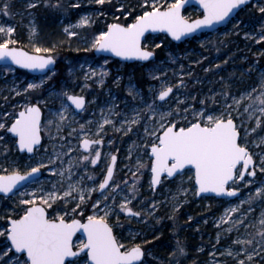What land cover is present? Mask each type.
Instances as JSON below:
<instances>
[{
  "label": "rangeland",
  "instance_id": "obj_1",
  "mask_svg": "<svg viewBox=\"0 0 264 264\" xmlns=\"http://www.w3.org/2000/svg\"><path fill=\"white\" fill-rule=\"evenodd\" d=\"M132 1L106 0L103 5H99L95 0H60L61 6L55 7L57 0H39L35 8L28 9V0H12L10 15L0 14V26L15 28V32L10 36L0 33V42L11 39L14 41L11 46L19 45L24 48L29 46L32 48L29 50L33 52L35 47H52L54 48L52 54L58 61L57 66L49 73L51 79L46 80L41 88L29 92L24 91L27 84L39 83L41 74L32 75L24 70L19 72L11 65L0 66V123L10 126L20 110L30 103H37L44 109L41 124L43 147L33 155L19 152L16 138L12 133L0 130V137H3L0 140V174H8L12 171L27 172L41 159L47 163L48 157L54 161L48 169H42L43 176L39 178L38 183H29L11 197H0V228L7 226L8 216L14 218L23 214L24 206L20 204V200L28 199L30 196H22L21 193H31L39 188L51 191L53 185L60 182V177L49 169L54 167L59 171L61 168H68L69 161H72V172L75 173L73 181L81 180L83 177L81 187L98 189V184L106 174L110 156L119 153L113 180L121 185L123 192L115 197V207L106 220L113 226L120 243L129 247L141 244L146 254L144 264H188V262L214 264V261H219V264H235V260L227 256V250L231 249L235 252L239 246L234 245L233 241L237 238L249 237L245 228L234 226L233 221L239 219L241 213H247L249 207L252 208V212L247 213L244 223L258 221L261 212H264V199H257L251 204L245 202L238 211L228 212L227 216L225 213L228 209L239 205L241 200L247 201L248 195L254 192L259 182L264 181V175L257 171V176L253 178L254 182L251 185L237 180L232 186L240 189L241 195L236 199L208 195L198 198L195 194L194 180H189V177L194 176L193 169L184 170V175L176 176L173 180L164 178L160 186L154 189L150 185V168L145 167L137 171L138 161L143 165H150L152 162L149 157L150 150L145 147L151 141L144 132L142 126L144 121L133 126L132 131L127 134L117 129L121 128V120L124 117L131 118L133 107L141 109L144 107L141 97L149 103L152 101L154 93H150L149 89L159 88L160 84L159 80L153 79L152 69L156 66H159L160 71L155 75L169 84L175 85L181 78L184 80L185 87L178 91L174 88V93L170 95L171 99L160 109L168 111L170 107L187 108L186 114L174 117L178 126H186L185 121H193V110L199 112L203 108L206 112L215 110L213 114H219L225 103L220 95L222 91H227L229 96L238 98L243 91L250 90V86H257L261 76H264V63L262 64L260 59L264 55L262 54L264 41L256 43L259 39L257 29L264 24V17H261L257 11L256 0H253L251 9L246 11L242 9L226 26L215 32L201 33L181 43V46L169 49L165 57L157 58L143 66L150 80L143 89L136 83L133 66L115 58L97 56L91 48L94 38L101 31H106L108 25L113 22L125 23L119 18L129 16L127 12L134 10V5L130 6ZM134 1H138L139 5L144 7V0ZM156 2L159 5H166L172 0H156ZM75 4H79V7H73ZM121 4L127 12L121 9ZM250 11L255 13L252 17ZM84 15L91 17V22L74 29L78 32L77 37H67L64 28L77 25ZM184 16L195 19L202 16V11L199 7L192 6L184 11ZM237 22L239 26L234 27ZM33 25L35 32L31 30ZM97 25L98 29L95 28ZM50 28L54 30L50 31ZM245 33H252L255 39H246ZM156 36L151 35L146 38L145 48L155 50L157 44L163 43V39ZM60 48L63 52L57 53ZM105 60H107L106 64ZM217 65L219 67H216ZM9 66L12 71L9 70ZM101 67L107 72L103 77V83L100 82L99 77ZM90 68L96 70L97 76L86 79L85 73ZM117 77H119L118 81ZM129 88L133 89V93L139 91L140 96L133 99L129 94ZM61 91H67L70 95L74 93L87 96L88 99L82 112L76 111L70 102L65 100L68 108L65 111L66 120L63 122L59 121L57 115L61 109V101L54 95ZM177 97L182 102L179 105L176 103ZM227 103L231 104V99H228ZM244 103L246 104L247 101ZM239 111L243 113V106ZM257 117L261 120L259 127L256 126ZM105 118L113 123L104 125V132L101 135H91L96 132L97 125L102 124ZM233 118L237 124L244 120V127L249 129L257 127V131L252 133L248 140L250 151L254 153V159L258 162L257 154L261 149L254 144L259 143L260 138L264 137V116H260L257 112L256 116L248 120L246 113L238 116L233 112ZM49 120L52 121L50 125L47 123ZM81 124L91 130L87 138L104 139V143L98 147L102 151V160L97 166L89 161L76 163L81 155L87 154L79 146L77 139ZM147 126L151 127V124ZM73 129L77 131L73 132ZM241 136H244L243 128H241ZM69 144L74 151L65 155ZM96 149L97 146L93 148ZM89 176L95 183L87 179ZM247 179L246 175L245 180ZM123 181H127V187L124 186ZM133 187L136 192L135 198L130 195ZM121 195L128 196L131 200L128 206L141 212L140 217L129 216L119 209L118 206L122 202ZM98 199H102L99 190L92 192L90 198L77 209L78 213H82L83 219L94 214L91 205ZM153 201L158 207L155 212L148 214V208ZM108 204L111 206L113 201L109 200ZM73 208L75 204L72 202L64 204L57 201L53 204L55 211L50 209L49 215L51 217L63 214V211H71ZM221 217H224L223 221ZM74 218L82 219L81 215H76ZM228 228H232V231H227ZM248 231L253 229L249 228ZM163 235H167L163 244L153 245V242ZM81 240L86 239L79 235L75 243ZM177 241L181 242L185 254L177 255V259L173 260L172 254L176 252ZM158 248H161L160 251ZM222 253L224 255H221ZM253 264H264V257L254 258Z\"/></svg>",
  "mask_w": 264,
  "mask_h": 264
},
{
  "label": "snow or ice",
  "instance_id": "obj_2",
  "mask_svg": "<svg viewBox=\"0 0 264 264\" xmlns=\"http://www.w3.org/2000/svg\"><path fill=\"white\" fill-rule=\"evenodd\" d=\"M38 2L39 0H28L27 8H35ZM105 2L106 0H95V3L99 5H103ZM198 2L203 6L204 14L202 18L189 20L181 14L188 0H172L166 5H159L156 0H144L146 10H143L142 14L135 15L132 22L128 24L113 23L108 25L106 31H101L94 38L91 48L96 51L111 52L119 57H136L149 61L154 53L145 50L141 44L142 38L149 30L152 32L166 31L171 34L172 38L179 41L182 37L193 34L197 30L210 28L214 24L224 22L233 10L252 3V0H198ZM54 6L60 7V0H57ZM255 6L261 17H264V0H256ZM11 7L12 0H0V14L10 15ZM73 7H79V4H75ZM121 9L127 12L123 4H121ZM127 15H132V13L127 12ZM90 22L91 17L84 15L77 25L65 27L64 33L69 38L77 37L78 32L74 29L88 25ZM238 26L239 22L234 27ZM31 30L35 32L34 25ZM13 32H15V28L11 26H0V33L5 36H10ZM257 34L259 39L256 40V43L264 41V24L257 29ZM244 35L246 39H255L252 33ZM13 43L14 41L11 39H4L3 42H0V60H11L15 65L40 72V82L28 83L24 91L29 92L41 88L46 80L51 79L49 66L55 63L52 55L54 48L35 47L34 54H29L19 48L11 47L10 45ZM156 47H160V45L157 44ZM106 63L107 60H105ZM9 70L12 71L10 66ZM159 71V66L152 69L153 79L160 81L159 88L149 89L150 93H154L152 101L149 103L141 97L144 107L142 109L133 107L131 118L124 117L121 120V128L117 129V131H124L127 134L132 131L133 126L144 121L142 125L144 132L151 141L145 147L150 150L149 157L152 162L150 165H143L138 161L137 171L145 167L150 168L151 186L160 185L162 177L166 179L182 176L186 166H192L194 176L189 177V180H194L196 195L212 192L217 195L236 197L238 188L232 185L237 180L245 181L247 185H251L254 182L253 178L257 176V171L264 175V137L260 138L259 143L254 144L255 147L261 149L257 154L258 162L257 159H254V153L250 151V141L248 140V137L255 133L257 127L261 125V120L257 117V127L249 129L244 127V120L237 124L233 118V112H236L238 116L246 113L248 120L256 116L257 112L260 116H264V76H261L257 86H250V90L243 91L238 98L229 96L227 91H222L220 95L224 98L225 103L219 114H213L215 110L206 112L203 108L199 112L193 110V121H185L186 126H178L174 117L186 114L187 108L172 109L170 107L168 111L160 109L171 99L170 94L174 93V88L178 91L185 87L184 80L181 78L177 84H169L166 80L155 75ZM106 75L107 72L103 71V67H101L99 73L101 83ZM92 76H97V72L90 68L85 73V78ZM118 80L119 77H117ZM17 94L19 95V93ZM129 94L133 99L140 96V92L133 93L132 88H129ZM54 95L61 101V109L57 113L60 122L66 120L65 111L68 105L65 100L70 101L75 109L81 110L86 103L84 96L70 95L67 91H61ZM228 99H231V104L227 103ZM245 101H247L246 104ZM176 103L177 105L182 103L178 97ZM241 106H243V113L239 111ZM47 123L50 125L52 121L49 120ZM112 123L111 120L105 118L102 124L97 125L96 132L91 135H101L104 132V125ZM149 124L151 127L147 126ZM59 127L58 123V130ZM241 128L244 130L243 137ZM0 130L15 134L18 137L17 144L20 150H26L28 153L39 151L43 147L41 144V107L39 104L32 103L24 106V110L18 113L10 126L0 123ZM72 131L76 132L77 130L73 129ZM90 132L91 130L86 129L85 125L79 126L77 139L79 146L87 154L81 155L77 164L89 161L95 165L100 160L101 152L98 147L102 145L103 141L102 139L87 138ZM2 139L3 137H0V140ZM93 145L97 146L96 150H93ZM73 151L74 148L69 144L65 155ZM110 159L111 164L107 166L106 174L98 184V189L81 187L83 177L81 180L73 181L75 173L72 172V161H69L68 168H61L59 171L54 167L49 169L60 177V182L53 185L51 191L39 188L34 189L31 193H21L22 196H30L28 199L20 200V204L24 206L23 214L17 219L8 216L7 226L0 228V238H2L0 239V264H144L145 251L142 245L134 244L129 247L120 243L113 234V228L106 220L115 207V197L123 192L121 185L113 180L112 165L115 164L117 157L111 155ZM47 160V163H44L43 159L37 161L36 166L30 167V170L23 174L19 171H12L6 175L0 174V192L12 193L13 189L21 182L38 183L41 169H48L49 165L54 164L51 157H48ZM246 174L247 180H245ZM87 179L95 183L91 176ZM122 183L125 187L128 186L127 181ZM97 190L100 191L102 199L96 200L91 205L94 214L88 215L86 222L83 223L81 219H75L76 215H81L83 219L82 213H78L77 209L81 208L83 202ZM135 194L133 187L130 195L135 198ZM257 199H264V181L259 182L254 192L248 195L247 201L241 200L239 205L228 209L225 216L228 215V212L238 211L245 202L251 204ZM109 200L113 201L111 206L108 204ZM57 201L64 204L72 202L75 204V208L50 217L48 210L53 209V204ZM121 201L118 206L120 210L135 217L141 216V212H134L128 206L131 203L128 196L121 195ZM157 207V203L153 201L148 208V214L155 212ZM98 212L104 214L97 215ZM250 212H252L251 207L247 210V213ZM247 213H241V217L233 221L234 226L244 227L249 237L247 239L237 238L233 241L234 245L239 246L235 252L231 249L227 250V256L232 257L235 264H253L254 258L264 257V212H261L258 221L245 224ZM221 220L223 221L224 217H221ZM249 228L253 231H248ZM79 230H83L87 234L86 240L74 243L73 237ZM227 231L231 232L232 228H228ZM184 254L181 242L177 241L176 252L172 254V259L176 260L177 255L183 256ZM214 264H219V261H214Z\"/></svg>",
  "mask_w": 264,
  "mask_h": 264
},
{
  "label": "water",
  "instance_id": "obj_3",
  "mask_svg": "<svg viewBox=\"0 0 264 264\" xmlns=\"http://www.w3.org/2000/svg\"><path fill=\"white\" fill-rule=\"evenodd\" d=\"M251 3H249V4H247L246 6H241L240 8H238V9H235V10H233V12L230 14V16H229V18L228 19H226L224 22H222V23H218V24H214L212 27H210V28H203L202 30H197L195 33H193V34H190V35H188V36H185V37H182L181 38V40H179V41H177V40H175L174 38H172V36H171V34L170 33H167L166 31H156V32H152L151 30H149V32H146L145 33V37L144 38H142V41H141V44H142V47L145 49V50H149V51H152L153 53H154V56L152 57V58H150V60L149 61H153V60H155L156 59V51L155 50H152V49H150V48H145V46H144V43H145V41H146V38H147V36H149V35H157V34H163V35H166V36H168L169 38H171L172 39V41L174 42V43H176V44H178V43H182V42H186V41H188L189 39H191V38H194L195 36H198L199 34H201V33H210V32H215V31H217V30H219L221 27H224V26H226L229 22H231V20H233L234 18H236L237 16H238V13L241 11V9H243V8H245V7H247L248 5H250ZM192 6H196V7H199L200 9H201V11H202V16H203V6L198 2V0H188V3L184 6V8L182 9V15L184 16V11L185 10H187V8H189V7H192ZM202 16H198V18H202ZM184 17H186V16H184ZM189 19V18H188ZM195 19H197V18H195ZM189 20H193V19H189ZM113 23H120V24H125V23H121V22H113ZM11 46V45H10ZM11 47H16V48H19V49H21L22 51H24V52H27V53H29V54H34V52L33 51H30L29 49L27 50L26 48H24V47H22V46H11ZM93 52L95 53V55H97V56H107V57H111V58H115V59H117V60H119V61H121V62H128V63H136V61H138V62H141V63H147V62H149V61H144V60H141V59H139V58H136V57H130V58H126V57H119V56H116L114 53H111V52H107V51H96L95 49L93 50ZM41 55H43V53H41ZM53 55V54H52ZM53 57H54V60H55V63H54V65H50L49 66V69H54L57 65V58L53 55ZM7 65H11V66H14V67H16L17 69L19 68V69H22V70H25V71H27L28 73L30 72V73H32L33 75H40L41 73L40 72H38V71H33V70H30V69H26V68H23L22 66H20V65H15L14 63H12V61L11 60H0V66H7ZM73 95H77V94H73ZM171 95V94H170ZM83 96V95H82ZM85 97V101H86V103H85V105L87 104V97L86 96H84ZM167 99V98H166ZM34 104H37V103H34ZM70 104H71V102H70ZM72 105V104H71ZM73 107H75L74 105H72ZM84 108H85V106H84ZM84 108L82 109V110H84ZM24 110V108H22L20 111H23ZM77 111H82L81 109H76ZM43 115H44V110H43V108H41V124H42V121H43ZM237 123V122H236ZM12 135L16 138V141H18V137L15 135V134H13L12 133ZM43 142H44V140H43V134H42V130H41V144H43ZM17 146H18V144H17ZM19 148V147H18ZM85 151V150H84ZM19 152H21V153H26V154H28V155H33L34 153H28L26 150H20L19 149ZM86 152V151H85ZM115 163H116V161H115ZM113 166V174H114V172H115V169H114V167H115V164L114 165H112ZM239 167V166H238ZM186 169H193L192 168V166H186V168H185V170ZM194 170V169H193ZM24 173V172H23ZM23 173H21V174H23ZM9 174V173H8ZM6 175V174H5ZM247 175V174H246ZM43 176V173H42V169H41V174H40V178ZM174 178H176V176L174 177ZM163 177H162V181H161V183L163 182ZM170 179H172L173 180V178H170ZM29 183H31V182H21L20 184H18L17 185V187L15 188V189H13V192L12 193H7V194H5V193H2V192H0V196H6V197H11V196H13V194L16 192V191H18V190H20V189H22L23 188V186H25V185H28ZM229 183H232V182H229ZM160 185H157V186H153V188L154 189H157L158 187H159ZM206 195H208V196H215V197H218V198H227L228 199V196H222V195H217L216 193H212V192H208V193H201L200 195H197V197L199 198V197H202V196H206ZM241 195V190L240 189H238V193H237V196L236 197H229V198H232V199H236V198H238V196H240ZM134 212H136L135 210H133ZM128 215H131V214H129V213H127ZM13 219H17L16 217H14ZM76 219H80V218H76ZM81 222L83 223V222H86V221H82L81 220ZM110 225V224H109ZM111 226V225H110ZM112 227V226H111ZM113 234H114V230H113ZM79 235H81V236H83V237H85V239H86V233L83 231V230H79V231H77L76 232V234L74 235V237H73V242L75 243V241H76V239H77V237L79 236ZM115 236H116V234H114ZM117 238V237H116ZM144 251H145V249H144ZM145 257H146V254H145V256H144V258H143V261L145 260ZM188 264H195V263H192V262H188Z\"/></svg>",
  "mask_w": 264,
  "mask_h": 264
},
{
  "label": "trees",
  "instance_id": "obj_4",
  "mask_svg": "<svg viewBox=\"0 0 264 264\" xmlns=\"http://www.w3.org/2000/svg\"><path fill=\"white\" fill-rule=\"evenodd\" d=\"M133 5H134L135 8H134V10L131 11L132 15H129V16H126V17H120L119 20H123V21H125L126 24H128V23H131L132 22V20H133V18H134L135 15L142 14V11H143L144 7H141L139 5V2L138 1H134V0L130 4V6L133 7ZM250 6L251 5H249L248 7L244 8L245 11L248 10V9H251ZM250 13H251L250 17H252V15L255 14V13H252V11H250ZM95 28L98 29L99 26L97 25V26H95ZM49 30L50 31L51 30H54V28H50ZM156 38L163 39V43L160 45V47L155 48L157 58H163V57H165V54H166V52L169 49H175L178 46H181V43L180 44L179 43L176 44V43H174L172 41L171 38H169L168 36H165V35H161L160 34V35H157ZM262 45H264V44H262ZM26 48L27 49H32L29 46H26ZM61 49L62 48H60V50H58L57 53L58 52H63ZM260 59H261V62L263 64L264 63V55H262L260 57ZM127 65L133 66V68H134L133 72L135 73L136 83H138L140 85V87H142L143 89H145L147 87L148 83H149L148 81H150L149 80V77L147 76V72L144 71V67L143 66H145V65L139 64V62H136L135 64L129 63ZM18 71L19 72H22L23 70L18 69ZM166 237H167V235H163L160 239L155 240L153 242V245H155V244L162 245L163 244V241L166 239ZM158 249L160 251L161 248H158Z\"/></svg>",
  "mask_w": 264,
  "mask_h": 264
},
{
  "label": "flooded vegetation",
  "instance_id": "obj_5",
  "mask_svg": "<svg viewBox=\"0 0 264 264\" xmlns=\"http://www.w3.org/2000/svg\"><path fill=\"white\" fill-rule=\"evenodd\" d=\"M149 62H150V61H149ZM147 63H148V62H147ZM147 63H141V64L145 65V64H147ZM131 64H132V63H131ZM73 94H74V93H73ZM73 94H71V95H73ZM84 95H85V94H84ZM86 97H87V96H86ZM69 102H70V101H69ZM87 102H88V99H87ZM72 107H73V106H72ZM85 107H86V105H85ZM74 108H75V107H74ZM75 110H76V109H75ZM76 111H77V110H76ZM82 111H83V110H82ZM82 111H78V112H82ZM89 139H91V138H89ZM92 139H93V140H97L98 138H96V139H95V138H92ZM102 141H103V143H104V139H102ZM103 143H102V144H103ZM94 147H96V146L93 145V148H94ZM81 148H82V147H81ZM98 150L101 152V155H102V151H101V149L99 148ZM113 155H115V156L117 157V159H116V163H115V167H114V169H115V172H114V174H113V177H114V175H115V173H116V170H117L116 167H117V164H118V161H119V153H115V154H113ZM101 157H102V156H101ZM101 157H100V160H98L97 163H96L94 166H97V165L100 164V162H101V160H102ZM109 164H111V160H110ZM109 164H108V165H109ZM101 178H102V177H100V179H101ZM100 179H99V180H100ZM102 180H103V178H102ZM102 180H101V181H102ZM132 209H133V208H132ZM133 210H134V209H133ZM50 211H51V210L49 209L48 212H50ZM126 214H127V213H126ZM127 215H128V214H127ZM49 216H50V215H49ZM129 216H132V215H129ZM12 218H13V217H12ZM16 218H19V217H16ZM81 220H82V221H86V219H81ZM109 224H110V223H109ZM110 225H111V224H110ZM111 226H112V225H111ZM112 228H113V226H112ZM113 230H114V229H113ZM114 234H115V232H114ZM116 237H117V236H116ZM192 263H194V262H192ZM195 264H199V263H195Z\"/></svg>",
  "mask_w": 264,
  "mask_h": 264
}]
</instances>
